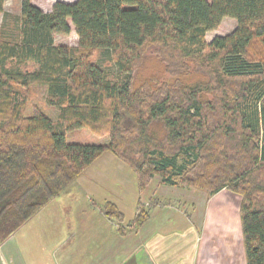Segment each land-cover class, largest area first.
Returning a JSON list of instances; mask_svg holds the SVG:
<instances>
[{"label":"trees","instance_id":"1","mask_svg":"<svg viewBox=\"0 0 264 264\" xmlns=\"http://www.w3.org/2000/svg\"><path fill=\"white\" fill-rule=\"evenodd\" d=\"M7 16L0 243L110 152L135 172L138 190L158 175L209 195L238 194L246 264H264V0H57L50 11L20 0V13ZM226 16L234 29L207 41ZM72 27L76 46L55 42ZM151 47L160 69L143 74ZM99 50L110 54L113 77L93 60ZM193 74L200 77L192 81ZM35 83L46 86L56 118L25 115L20 89ZM74 128L108 141L67 142ZM158 203L169 200H137L130 225L140 226ZM102 210L124 234L118 206L107 201Z\"/></svg>","mask_w":264,"mask_h":264},{"label":"crops","instance_id":"2","mask_svg":"<svg viewBox=\"0 0 264 264\" xmlns=\"http://www.w3.org/2000/svg\"><path fill=\"white\" fill-rule=\"evenodd\" d=\"M124 164L114 154L105 152L68 185L64 190L65 195L80 191L78 193L92 200L98 196L94 193L97 187L99 194L106 190L120 191L123 183L117 174L125 169ZM92 167L96 170H91ZM139 191L136 203L139 198L144 204H149L151 199H167L169 203L151 206L147 220L134 228L130 223L137 213L136 207L134 216L126 224L124 234L117 231L118 224L112 223L91 230L90 234H95L94 237L82 243L83 247L88 245L102 248L93 251L94 256L69 255L65 258L57 257L56 262L125 264L131 260L133 264H246L238 194H231L230 190L223 188L209 195L200 190L163 184L157 175ZM101 198H105V194ZM107 198L110 196L107 195ZM135 198L134 192L132 199ZM116 205L123 212L122 207ZM56 209H52L55 214L58 213ZM99 213L105 217L101 211ZM59 226L55 224L51 228L55 230ZM38 230L45 229L40 226ZM70 239L68 236L66 241ZM16 244L10 238L3 241L0 245V264H17V259L13 256V252L18 251ZM72 245L73 243L70 246ZM19 260L20 264H28L21 258ZM52 263L54 261L50 264Z\"/></svg>","mask_w":264,"mask_h":264},{"label":"rangeland","instance_id":"3","mask_svg":"<svg viewBox=\"0 0 264 264\" xmlns=\"http://www.w3.org/2000/svg\"><path fill=\"white\" fill-rule=\"evenodd\" d=\"M31 1L42 10L50 11L52 4L57 0ZM62 1L73 2V0ZM19 13L20 0H4V14H0V25L3 20L5 21L8 17L7 15L16 16ZM235 26L236 20L234 18L228 16L223 17L218 27L214 30L208 31L205 38L207 41H210L215 35H224L231 32ZM55 42L59 44H66L68 46H76L77 35L74 28L72 27L68 34H56ZM156 53L157 52L154 47L148 48V59L145 61L141 70L143 74L144 72L147 73L151 72V70L160 69L158 60L155 58ZM93 60L104 68L109 77H113L115 75L114 73H116L117 70L108 52L104 50L97 51L93 55ZM165 76L168 75L165 74ZM198 77L200 76L193 74L190 80L196 81ZM20 90L25 95V115H30L35 111H40L51 118H56L58 109L45 102V85L35 83L26 88L22 87ZM65 139L67 142L71 143H106L108 141V136L96 135L87 128H74L66 132ZM124 166L125 169L120 170L117 174L120 176L123 183V188L120 189V191L118 189L112 191L106 190L99 194V188L97 187L96 191L91 190L99 197H93L92 200L85 195L78 193L80 191L71 192L68 196L65 195L66 191H63L60 195L53 198L52 201L38 210L20 227H18V229L8 237L12 242L17 243L16 245H18V251L13 252L15 260L17 259L16 263L20 264L19 258H21L28 264H31V261L32 264H50L51 261H54L52 264H59L56 262L57 257L65 258L66 256L76 254H84L92 257L94 256L92 253L93 251H97V249L102 250V248L88 245L84 246V248L82 242L86 239H92L94 237L95 234H90L91 230L101 228L103 224L110 225L111 223H119L115 219H111L104 214L102 207L105 202L110 201L114 204H119L120 207H122L125 219L121 223V226H124L125 228L127 227L126 224L134 216L136 211V199L140 195V191L136 188L137 177L131 168H129L126 164H124ZM91 170L95 171L96 168ZM134 192L136 198L132 199ZM103 194H105V198H101ZM231 194L236 193L232 192ZM107 195H109L110 198H107ZM92 201H94V203ZM144 206H148V204H144ZM54 207L57 208V214L52 211ZM84 209L85 211H83ZM100 211L105 215V217L99 215ZM55 224H59L60 226L58 229L52 230L51 226ZM119 225L120 224L117 226ZM40 226H43V229L45 230H38ZM104 226H102V228ZM68 236L71 237V239L66 241ZM2 243H0V245ZM71 243H73L72 246H70ZM125 264L133 263L131 260H128Z\"/></svg>","mask_w":264,"mask_h":264}]
</instances>
